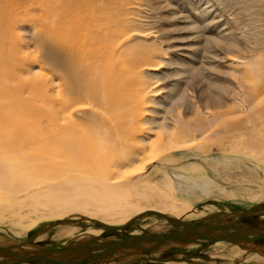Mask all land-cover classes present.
Here are the masks:
<instances>
[{
    "label": "bare ground",
    "instance_id": "1",
    "mask_svg": "<svg viewBox=\"0 0 264 264\" xmlns=\"http://www.w3.org/2000/svg\"><path fill=\"white\" fill-rule=\"evenodd\" d=\"M171 1L0 0L3 213L28 225L69 213L116 223L155 211L179 220L193 212L191 204L141 178L147 164L174 161L178 151L201 157L206 176H173L175 185L196 198L214 186L209 176L216 172L233 166L248 170L250 160L264 164V60L255 57L264 52V0H237L239 12L249 17L242 30L255 41L248 54L240 51L230 22L223 18L221 23L231 2L216 0L221 13L209 0L203 7L194 0L176 7L198 32L204 33L209 22L223 24L214 40L225 43L227 55L220 59L237 80L229 111L238 115L231 117H225L229 111H213L221 99L215 98L217 106L210 104L209 83L195 65L194 50L144 23L150 16L145 8L153 13L171 7ZM20 31L31 35L28 43L41 52L46 74L34 70ZM196 70L202 76L198 89L191 88L188 77ZM187 114L194 118L186 119ZM220 133L219 141L230 147L245 142V155L231 151L234 145L221 157L206 156L207 138ZM146 215L164 219L149 216L143 229L165 232L171 224L156 214L141 217ZM130 220L121 226L135 221ZM77 229L59 226L55 236ZM16 242L21 243L3 241ZM37 248L29 242L13 250Z\"/></svg>",
    "mask_w": 264,
    "mask_h": 264
},
{
    "label": "rangeland",
    "instance_id": "2",
    "mask_svg": "<svg viewBox=\"0 0 264 264\" xmlns=\"http://www.w3.org/2000/svg\"><path fill=\"white\" fill-rule=\"evenodd\" d=\"M150 1L152 4L159 3V0ZM194 1H199L198 5H200V7H203L206 2V0ZM209 1L214 5L213 8L216 12L221 13V6H218L217 1ZM226 1L231 2L232 7L229 11L223 13L224 16L221 17V23L224 19L228 20L231 24L233 34L242 44V50L240 51L247 54L251 53L248 45H253V42H255L254 37L245 35L246 32L242 30L243 23L247 22L249 17L243 15L245 14L244 11L239 12L241 3L237 2V0ZM171 2V7H163L153 13L145 8V14H147V16L150 15L151 17L149 16V18H146L144 23H148L149 27L155 31L158 28H161L162 34H168L174 39L173 43L178 45L183 44L194 50L195 56L197 57L195 65L196 67H201L197 68L198 70L203 68L204 78H206V81L209 83L208 90L210 93V104L212 106H217L213 104L215 98L221 99V103L217 108H213V111L228 112L231 110L230 108L234 106L231 100L236 96L238 86L236 78L226 72V63L224 65V62H221L222 59H220V57L227 55L225 43L214 40L217 38V32L223 27V24L217 27V24L209 22L208 29L205 30L204 33L198 32L197 30L192 29L193 24L187 22L189 19L182 18L185 14L180 13L176 8L178 6L181 8L182 5L188 7L185 5L184 1L173 0ZM163 4L164 2L161 3V5ZM225 26L227 29L228 25ZM226 29L223 33L228 32ZM20 34L23 35V41L25 40V42L28 43V39L31 35L22 31H20ZM206 37H208L209 41ZM28 45L30 47L25 50V54H28V56L31 55L29 59L33 63L34 70L46 74L47 71L45 64L43 63L41 52L35 49V46H31L29 43ZM232 48L236 49V47ZM184 51L189 52V50ZM176 52L179 55H185L182 53V50H176ZM255 57L260 61L264 60V52L258 50ZM202 63H204V65H202ZM40 65L42 66L41 70L39 68ZM198 70L188 74L192 83L191 88L198 89L199 81L202 77ZM235 109L236 107L233 110ZM226 114L225 117L238 115L237 112L231 113L230 111ZM186 117V119L194 118L192 114H187ZM221 136L222 133L211 135L207 138L206 141L209 151L206 156H210L212 159L221 157V155L226 154L227 151H230L235 145L234 144L230 147L231 143L228 141H219ZM240 143L242 142L236 143L237 145H235V148L233 147L231 151L238 149L239 151L236 153H239V155H245L244 152H247L248 148H246L245 142L242 144ZM223 149L226 151L224 152ZM175 154L176 155L172 156L174 161L166 163L154 161L147 164L144 171L141 172L140 177L147 178V180L156 187L166 189L170 193L172 192L176 199L191 204L193 212L183 214L180 216L179 220L213 221L222 216H229L239 211L250 209L255 205L264 206V164H258V162L250 160L249 162L251 165L248 170L233 166L231 170L216 172L212 177L207 174L214 186L205 193L200 194V197L196 198L194 195L190 196L185 194L189 193L190 190L181 189L179 187L180 184L175 185L173 176H206V172L203 170L205 163H203L201 157L194 156L190 154V152L178 151ZM235 167L238 168L236 169ZM175 181L177 182L176 179ZM2 211L3 210L0 209V242H25L30 239V244L38 248L60 247L66 242L76 241L83 238V235L85 234L101 236L102 238L109 239H122L129 234H140L142 232L158 233L143 229L142 226L146 222V218L149 216H154L159 220L164 219L155 215H146L138 218L122 230L107 231V227L121 226L132 217L124 222L111 223L103 222L81 213H69L63 217L41 218L28 225L24 223L22 224L20 221L17 222L16 218L7 213H3ZM242 222L249 225L262 224L264 223V212H257L256 214L244 217L242 218ZM68 224L74 225L78 229L71 235L56 237V229L59 226ZM236 227H240V225H237ZM174 230H177V228L169 224L167 225L165 232ZM258 244L264 246V240H260ZM105 264H264V257L255 253H248L230 243H207L196 241L186 247L168 249L160 252H147L136 258L123 257Z\"/></svg>",
    "mask_w": 264,
    "mask_h": 264
},
{
    "label": "water",
    "instance_id": "3",
    "mask_svg": "<svg viewBox=\"0 0 264 264\" xmlns=\"http://www.w3.org/2000/svg\"><path fill=\"white\" fill-rule=\"evenodd\" d=\"M257 212H264V206L256 205L213 221L183 222L155 211H147L134 217L130 222L144 214H156L164 216L173 226L180 229L129 234L122 239L85 237L66 242L61 247L37 248L29 251L13 250V248L29 244L30 239L13 244L0 242V264H105L128 256L136 258L146 252L185 247L196 241L228 242L247 251L264 255V246L257 244L258 241L264 240V223L249 225L242 222V218ZM237 225L240 227H236ZM124 227H108L106 230H122Z\"/></svg>",
    "mask_w": 264,
    "mask_h": 264
}]
</instances>
